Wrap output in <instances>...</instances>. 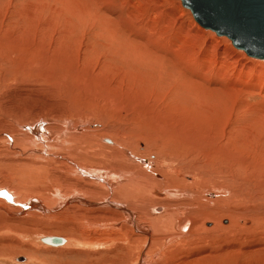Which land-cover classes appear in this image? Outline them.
<instances>
[{"label":"rangeland","instance_id":"obj_1","mask_svg":"<svg viewBox=\"0 0 264 264\" xmlns=\"http://www.w3.org/2000/svg\"><path fill=\"white\" fill-rule=\"evenodd\" d=\"M263 65L264 60L247 56L226 37L201 28L180 0H0V123L12 124L20 114L38 116V121L28 118L35 125L51 118L60 129L62 119H85L91 146L96 148L100 137L103 151L86 153L82 148L88 142L80 140L83 145L71 157L101 177L121 179L118 186L109 182L115 189L136 177L132 183L140 179L152 192L155 180L167 184L168 193L199 192L189 206L172 207L185 209L190 218L181 243L198 239L193 245L200 248L199 256L177 250L180 259L187 257L185 264H264V95L256 81ZM40 127L36 137L57 131L45 123ZM115 147L121 152L114 156ZM12 169L17 170H1ZM0 177V185L11 184L7 175ZM98 192L91 202L131 207L112 199L109 190ZM148 193L140 194L142 209H133L137 216L171 211ZM42 201L47 207L57 203L51 197ZM152 207L164 212L154 214ZM112 210L118 213L119 229L122 213ZM108 211L94 213L90 222H113ZM77 221L76 215L61 222L38 218L29 225L0 220V264L111 263L114 256L105 252L114 239H83L75 230ZM52 236L67 242L61 247L40 242ZM92 240L102 246L93 248ZM146 243L134 264L156 254L148 253ZM216 251L220 257L207 254ZM20 257L26 261H16Z\"/></svg>","mask_w":264,"mask_h":264},{"label":"bare ground","instance_id":"obj_2","mask_svg":"<svg viewBox=\"0 0 264 264\" xmlns=\"http://www.w3.org/2000/svg\"><path fill=\"white\" fill-rule=\"evenodd\" d=\"M233 47L235 48V46ZM221 50L223 51L224 49L221 48ZM242 69L243 68H241V70ZM256 75V81H258L260 85L259 92L264 95V71L261 70ZM19 116L20 119L17 118L12 120V124H9L7 120L0 123V175L3 174L5 178L7 175L12 180L11 184L7 183V186L5 185L6 187L3 186L4 184L0 185V220L10 225H29L30 221L38 218L51 221V219L56 217L57 221L61 222L67 220L68 216L76 215L78 216V221L75 230L81 234L83 239L94 237H111L114 239L115 245L113 248L105 252L107 255L112 254L114 256V258L112 256L109 257L108 261H111L109 264H134L137 258L136 252L142 245L144 246L143 242L145 241L147 242L145 245H147L146 250L148 253L156 251V254L154 257L145 256L140 264H146L157 256H159L157 261L153 262L155 264H185L187 262V257L180 259L177 255V250H186L185 255L188 257L192 252L199 256L198 251L200 248H196V246L193 245L198 239H196L197 241L191 240L189 243H181V238L188 233L190 226V218L186 214V210L172 208L178 203L189 206L190 203L196 201L193 196L199 197V195H196L199 192H195V195H191L190 192V195H187L186 192L180 194L168 193L166 191V188H168L167 184H163L157 180H153L155 186L153 185L154 187L152 188H155L156 191L152 192L148 190L147 184L141 182L140 179L132 183V180H135L136 177H131V184L117 190L114 188L115 186H111L109 182L113 181L116 183V186H118L123 182L121 179L113 178L114 175L107 176V178L101 177V173L94 172L91 166L84 168L75 162L72 158L74 154L71 157V151L77 153L76 149L81 146L80 144H82V142L80 140L88 142L87 145L82 148V151L86 149V153H97L99 150L102 153L103 151L104 146L101 143L103 140L100 137L99 140L95 138L96 148L91 146L94 140L90 138L91 129L86 128L88 124L85 119H81L80 121L78 118L73 120L65 119L66 121L62 119L59 123L61 128L58 129L54 120L46 118L41 124L45 123L48 129H55L57 131L56 133H44V137L41 138L36 137V131L38 128L41 129V124L35 125L37 122L33 123L28 121V118H32L33 121H38V116L36 115L37 117L35 118L32 116L24 117V115L20 114ZM24 118L27 119V124L23 123L25 122ZM15 122L17 123L14 124ZM31 134L33 137H31ZM111 149L113 150V154L115 153L114 156L121 152L118 147ZM125 153L129 159L133 160V154L127 151H125ZM144 164H147V167L144 165V168L149 167L147 162ZM9 166L10 168L15 166L17 170L14 171L15 168L12 169V173H5L1 170ZM128 166L137 171L135 164H129ZM97 174L100 176L98 177L100 179L96 178ZM140 175L141 173H139V176ZM81 177L87 179L89 183H79L80 181L74 183L77 181V178ZM156 178L159 179L161 176ZM4 188H7L9 192L3 191L5 190ZM159 189H162L165 193H160L158 191ZM99 190H103V193L109 190L112 193V199L116 198L122 200V202H129L131 207L124 203L111 204L107 201L98 203L94 201V203L91 202L92 197L96 196V192ZM146 190L149 192L148 194L152 195L150 198L156 205L159 204L161 206L170 207L171 211L168 212L166 210L165 214L157 216H151L149 211H144L142 213L140 212L141 214L137 216L133 209H142L139 202L143 197L140 194L146 192ZM194 190L198 191L197 186ZM61 191L66 193V196L62 195L63 193ZM49 197L54 198L55 202H57L51 207L45 206L42 201V199L46 201ZM108 208L117 209L122 213L123 224L119 229H117L116 225L119 224V222L115 221L118 218V213L114 210L108 211ZM151 209L154 214L164 212L161 207H152ZM107 211L110 217L114 219L113 222L105 224L102 222H90L94 213L101 216L105 212L107 213ZM173 215L177 217L173 218ZM243 218H249L253 221L258 220L254 215H246ZM138 222L140 224L147 223L151 226L150 228L146 227L142 229ZM226 222L227 221H225V223ZM207 225L210 226L212 224L208 223ZM165 232H170L172 236L166 239ZM141 237H143V239ZM72 241L75 243L77 242L74 240ZM98 241H91L92 243H96L93 245V248L102 246ZM89 242L90 241H83L82 243L90 244ZM170 242L173 244L168 245L166 249L162 250ZM218 252L219 251L214 253L208 252L207 254L212 258L216 255L220 257ZM229 252L230 251H228V253ZM205 254L206 253H204V255ZM18 259L19 258H17L16 261H18ZM23 259L26 261L25 258ZM163 259L167 260L164 263L163 261H159ZM192 260L195 262L194 259Z\"/></svg>","mask_w":264,"mask_h":264},{"label":"water","instance_id":"obj_3","mask_svg":"<svg viewBox=\"0 0 264 264\" xmlns=\"http://www.w3.org/2000/svg\"><path fill=\"white\" fill-rule=\"evenodd\" d=\"M180 1L201 28L226 37L247 56L264 60V0ZM106 142L112 143L110 140ZM40 242L50 247H61L66 239L43 237ZM23 261V258L18 259V262Z\"/></svg>","mask_w":264,"mask_h":264}]
</instances>
